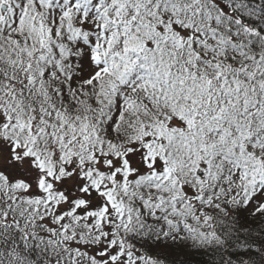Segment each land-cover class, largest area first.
Returning <instances> with one entry per match:
<instances>
[{
	"label": "snow or ice",
	"instance_id": "snow-or-ice-1",
	"mask_svg": "<svg viewBox=\"0 0 264 264\" xmlns=\"http://www.w3.org/2000/svg\"><path fill=\"white\" fill-rule=\"evenodd\" d=\"M0 264H264V0H0Z\"/></svg>",
	"mask_w": 264,
	"mask_h": 264
}]
</instances>
